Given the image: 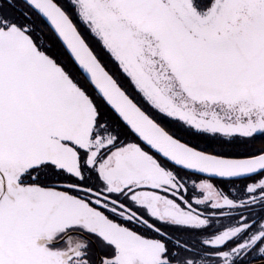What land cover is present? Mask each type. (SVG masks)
<instances>
[{"label": "snow or ice", "instance_id": "6c2138e0", "mask_svg": "<svg viewBox=\"0 0 264 264\" xmlns=\"http://www.w3.org/2000/svg\"><path fill=\"white\" fill-rule=\"evenodd\" d=\"M0 264H264V0H0Z\"/></svg>", "mask_w": 264, "mask_h": 264}]
</instances>
